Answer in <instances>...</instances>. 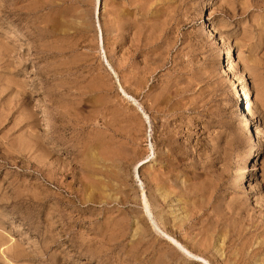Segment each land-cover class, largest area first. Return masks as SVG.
<instances>
[{"label":"rangeland","instance_id":"374dc122","mask_svg":"<svg viewBox=\"0 0 264 264\" xmlns=\"http://www.w3.org/2000/svg\"><path fill=\"white\" fill-rule=\"evenodd\" d=\"M0 264H264V0H0Z\"/></svg>","mask_w":264,"mask_h":264},{"label":"bare ground","instance_id":"6f19581e","mask_svg":"<svg viewBox=\"0 0 264 264\" xmlns=\"http://www.w3.org/2000/svg\"><path fill=\"white\" fill-rule=\"evenodd\" d=\"M207 28H208V26H206ZM22 32H17V33H15V36H20V35H22L21 34ZM228 51H227V57H226V65H224V70H225V72L226 73H231L232 72V69H233V62H232V58H233V55H234V52L232 51V47H230L229 49H227ZM226 55V54H225ZM235 99H237L236 101H238V104H237V110H240V109H242V102H241V99H240V96L239 95H236V98ZM4 157H7V156H4ZM3 159H5V158H3ZM46 162V161H45ZM54 166V165H53ZM52 166V167H53ZM43 168H44V166H43ZM48 168V167H47ZM51 170V169H50ZM47 172H49V170L47 171ZM162 172V171H161ZM50 173V172H49ZM53 173V172H52ZM153 174V173H152ZM163 174V173H162ZM161 175V174H160ZM159 175V176H160ZM50 176V175H49ZM51 179H52V177H51ZM158 179V178H157ZM54 180V179H53ZM47 181V180H46ZM52 181V180H51ZM55 181V180H54ZM153 181H154V179H153ZM52 184V183H51ZM60 185V184H59ZM110 187V186H109ZM243 188V187H242ZM169 189V188H168ZM165 198V197H164ZM61 199V198H60ZM24 200V199H23ZM33 200V199H32ZM60 201V200H59ZM143 202H144V209H145V212H147V213H151V211H150V205H149V203H148V201H147V199H146V196H144V198H143ZM233 211V210H232ZM219 218V217H218ZM161 220V219H160ZM147 221V220H146ZM67 226V225H66ZM68 227V226H67ZM70 228V227H69ZM68 228V230L70 231L71 229H69ZM67 230V229H66ZM72 232V231H71ZM164 236L168 239V240H172V243L174 242V244H176V245H178L179 244V242L177 241V240H175L174 238H172V236L171 235H169V234H167V233H164ZM198 236V235H197ZM59 242V241H58ZM60 243V242H59ZM171 243V242H170ZM172 245V244H171ZM182 246V245H181ZM3 247H5L4 245H3ZM8 248L7 249H9V246H7ZM183 247V250L186 252V254L188 255V256H190V257H194V259L196 258L197 260H199V261H203V262H205V259H203V258H201L199 255H195V254H193L191 251H189L184 245L182 246ZM15 248V247H14ZM3 249V248H2ZM2 249H1V251H2ZM4 249H6V247L4 248ZM12 250H13V248H12ZM5 250H3V252H4ZM12 252V251H11ZM10 252V253H11ZM7 254V253H6ZM5 254V255H6ZM10 255H12V253L10 254ZM4 256V255H3ZM7 256V255H6ZM7 258V257H6ZM207 262V261H206Z\"/></svg>","mask_w":264,"mask_h":264}]
</instances>
